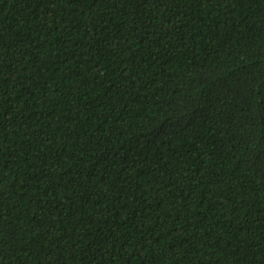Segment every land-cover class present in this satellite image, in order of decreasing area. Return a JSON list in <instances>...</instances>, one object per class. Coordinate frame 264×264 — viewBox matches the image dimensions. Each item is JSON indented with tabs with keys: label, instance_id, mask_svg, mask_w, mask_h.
Returning <instances> with one entry per match:
<instances>
[{
	"label": "trees",
	"instance_id": "obj_1",
	"mask_svg": "<svg viewBox=\"0 0 264 264\" xmlns=\"http://www.w3.org/2000/svg\"><path fill=\"white\" fill-rule=\"evenodd\" d=\"M0 264H264V0H0Z\"/></svg>",
	"mask_w": 264,
	"mask_h": 264
}]
</instances>
